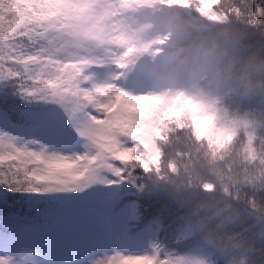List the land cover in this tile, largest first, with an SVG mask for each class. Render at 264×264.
I'll list each match as a JSON object with an SVG mask.
<instances>
[{"label":"snow or ice","instance_id":"obj_1","mask_svg":"<svg viewBox=\"0 0 264 264\" xmlns=\"http://www.w3.org/2000/svg\"><path fill=\"white\" fill-rule=\"evenodd\" d=\"M105 3L0 0V203L20 194L25 206L0 216V264H206L137 227L129 197L158 163V124L187 109L197 138L219 134L182 94L167 105L123 86L133 49H92ZM196 3L219 18L220 0ZM236 13L264 28V0Z\"/></svg>","mask_w":264,"mask_h":264},{"label":"clouds","instance_id":"obj_2","mask_svg":"<svg viewBox=\"0 0 264 264\" xmlns=\"http://www.w3.org/2000/svg\"><path fill=\"white\" fill-rule=\"evenodd\" d=\"M243 2L220 0L219 18L211 19L196 0H106L103 35L92 45L98 54L106 46L133 49L126 89L160 95L167 105L182 94L212 117L219 142L196 137L187 109L158 124V163L141 177L146 192L175 207L206 264L208 256L264 264V198L257 195L264 192V28L237 15Z\"/></svg>","mask_w":264,"mask_h":264},{"label":"trees","instance_id":"obj_3","mask_svg":"<svg viewBox=\"0 0 264 264\" xmlns=\"http://www.w3.org/2000/svg\"><path fill=\"white\" fill-rule=\"evenodd\" d=\"M254 28L257 30L260 29L257 27ZM139 192L141 193L137 194V196H135V192L132 193L129 198L136 201L139 208L140 219L146 216H152L153 218H156V220L160 223L158 235L161 238L164 237V235L167 233V235L170 236V241L173 243L179 242L183 239L182 240L183 246L186 243L189 246L191 245L193 247L202 248L200 242L191 233L187 238L184 237L180 239L181 237L177 236L179 231L183 229H187V227L181 224L177 219L178 213L174 206L170 205L163 198H160L156 195L146 192L144 187L141 190H139ZM257 195L261 198H264V192H258ZM18 210L21 212L25 211V206L21 202L20 194L9 193L8 206H5L3 203H0V216ZM29 214L34 215L35 212H31ZM257 255L258 257L260 256L259 253ZM210 258L212 260V264H222V261L218 257L214 258L210 256Z\"/></svg>","mask_w":264,"mask_h":264},{"label":"rangeland","instance_id":"obj_4","mask_svg":"<svg viewBox=\"0 0 264 264\" xmlns=\"http://www.w3.org/2000/svg\"><path fill=\"white\" fill-rule=\"evenodd\" d=\"M109 69H103L101 70V75H103L105 72H107ZM128 83H134V81H128ZM132 193L135 192V196H137V194H140L141 192L137 191L135 188H133L131 190ZM137 227H143L146 228L149 232V235H151L152 237H154L161 245L164 246V248L167 249H174L179 253H185V254H190V255H207L206 253H204L203 248H197V247H193V246H189L188 244L185 243V245H182V240L176 243H173L170 241V236L167 235V233L164 235V237H160L158 235V231H159V227H160V223L156 220V218H153L152 216H146L143 217L142 219H139L138 222H135ZM133 231H135L136 229L133 228ZM183 232V233H182ZM190 235L189 230L187 229H183L181 231H179V233L177 234L178 237H188ZM209 259L210 256H208Z\"/></svg>","mask_w":264,"mask_h":264}]
</instances>
